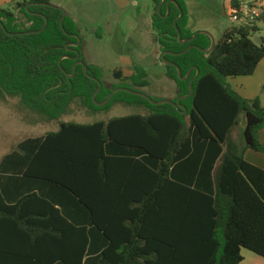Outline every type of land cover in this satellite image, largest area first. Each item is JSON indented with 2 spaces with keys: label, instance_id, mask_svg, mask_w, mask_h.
I'll use <instances>...</instances> for the list:
<instances>
[{
  "label": "trees",
  "instance_id": "obj_1",
  "mask_svg": "<svg viewBox=\"0 0 264 264\" xmlns=\"http://www.w3.org/2000/svg\"><path fill=\"white\" fill-rule=\"evenodd\" d=\"M154 3L152 26L187 113L170 104L117 88L150 86L136 66L133 87L115 85L94 95L99 84L67 46L79 35L63 12L14 1L0 8V100L19 97L28 110L56 121L76 100L101 113L115 104L138 107L144 114L114 117L91 124L60 121L57 131L28 138L0 161V263L6 264H241L242 251L264 258V170L245 160L248 150L264 155V107L259 97L236 93L227 79L252 76L264 60L251 35L264 15L249 25L227 30L212 52L211 39L190 25L186 0ZM243 0H230L239 7ZM15 10L24 14L19 21ZM46 19L49 21L44 28ZM1 23L9 33L8 35ZM24 25L26 27H24ZM196 46L180 55L189 46ZM81 52V46L76 48ZM70 58L60 61L63 57ZM81 60L83 58L81 57ZM89 75L102 72L87 65ZM73 75V77H69ZM264 92V87L262 88ZM159 101L158 99H154ZM246 118L243 146L233 138L239 118ZM3 258V259H2Z\"/></svg>",
  "mask_w": 264,
  "mask_h": 264
},
{
  "label": "rangeland",
  "instance_id": "obj_2",
  "mask_svg": "<svg viewBox=\"0 0 264 264\" xmlns=\"http://www.w3.org/2000/svg\"><path fill=\"white\" fill-rule=\"evenodd\" d=\"M14 1L22 0H0V8L15 9ZM186 3L192 21L191 28L208 31L216 42L227 30L238 26L229 16L230 0H186ZM51 4L68 12L67 16L77 25L78 36L82 41L81 57L87 65L101 70L104 86L112 88L125 84L133 87L131 80H119L115 74L121 71L125 78H129L135 67L140 66L147 72V80L150 82L149 87L140 89L141 92L158 100H174L178 97L176 83L167 76V65L162 59L163 52L159 51L156 60L153 59L151 49L140 39V34L146 28L141 17L150 11L154 12L152 1L134 0L124 11L116 9L110 0H52ZM15 13L23 27L24 14L17 10ZM258 25L260 31L253 33L251 40L260 46L264 37V23ZM154 40L155 46L160 49L156 37ZM137 51L141 55L135 53ZM227 82L240 96L255 99L263 92L259 83L264 82V69L252 77L229 78ZM144 113L141 108L122 104H115L106 112L93 113L85 108L81 100H76L64 117L48 121L25 108L19 97L0 100V161L22 141L57 131L60 121L91 124L114 117ZM245 123L246 118L241 115L239 126L233 132V138L240 146L244 143Z\"/></svg>",
  "mask_w": 264,
  "mask_h": 264
},
{
  "label": "water",
  "instance_id": "obj_3",
  "mask_svg": "<svg viewBox=\"0 0 264 264\" xmlns=\"http://www.w3.org/2000/svg\"><path fill=\"white\" fill-rule=\"evenodd\" d=\"M165 3H166V0H163L162 3H161L160 6H159V11H161V8H162V6H163ZM171 4H176V5H178V3H177L176 1L171 0V1H169L168 4H167L168 8L170 7ZM32 5L44 6V7H50V8H52V9L61 10V11L63 12V16H62V19H61V25H62V28L64 29V21H65V19H66V17H67V13L65 12L64 9H62L61 7L55 6V5H53V4H48V3H31V4L28 6V8H29L30 6H32ZM183 16H184V12H183V10L180 8V17L178 18V20L176 21V24H175L176 29H177L178 34H179V42H180L181 44H186V43H190V42L194 41L199 35H207V36H209L210 39H211V48H210L209 50H203V49H201V50H202L203 52H212V51L215 49V47H216V40H215V38L212 36V34L209 33V32L206 31V30H200V31H197V32L194 34V36H193L192 38H190V39H186V40H183V39H182V35H181V32H180V30H179V28H178V26H177V23H178V21H179ZM48 23H49V21L46 19L45 26H44V28H43L42 30H40V31H32V32H29V33H31V34H39V33H42V32L47 28ZM1 26L3 27L4 31L6 32V34L11 35V36H13V35H19V34L9 33V32L7 31V29L5 28V26H4L3 23H1ZM73 37H75V38L77 39V42H76V43H70V44L67 46V50H68L69 52H75V53H76V57L73 58V59L76 61V64H75V66H74V73H76L77 67H78L79 65H81V66L83 67V69H84V72L89 76V78L95 80V81L99 84V88H98V90L96 91V93H95V95H94V101L96 102L97 95H98V94L100 93V91L103 89V83H102L101 80H99V79H97V78H95V77L89 75V73H88V69H87V64H86L83 60H81V52H80L79 50L73 49V47H74V48H78V47H80L81 44H82V41H81V39H80V37H79L78 35H73ZM195 47H196V46H194V45L189 46L184 52L180 53V55L187 53L188 51H190L192 48H195ZM162 55H163V56H162V59H163V61L166 63V65H172V66H175V67L177 68L179 78H180L181 80H183V81L188 80V79L190 78V75H191L192 71L196 69V67H193V68L189 71V73H188L185 77H183V75H182V71H181V69H180L177 65L172 64V63H169V62L166 61V55H177V54H176V53H173V52L165 51V52H163ZM68 58H70V57L65 56V57H63V58L61 59V61H60L61 66H62V61H63L64 59H68ZM199 74H200V72H199V70H198V71H197V75L191 80V82H190V92H189V94L186 95V96H182V97H180V98L177 100V102H174L173 100H167V99H163V100L155 101L153 98H151L150 96L146 95V94L143 93V92H137V91H133V90H131V89H127V88H117V89H115V90L112 92V94L108 97V99H107L106 101H104L103 103H97V102H96V104L99 105V106H105V105H107V104L112 100V98H113L117 93H119V92H121V91H125V92H129V93H131V94H135V95L141 96V97H143V98H146L148 101H150V102H151L152 104H154V105H164V104H170V105H173L174 107L183 110L181 113L186 114V113H187V109L184 108V106L182 105L181 102H182V100L189 98V97L193 94V85H194V81L198 78ZM69 77H73V75H71V76H69Z\"/></svg>",
  "mask_w": 264,
  "mask_h": 264
},
{
  "label": "crops",
  "instance_id": "obj_4",
  "mask_svg": "<svg viewBox=\"0 0 264 264\" xmlns=\"http://www.w3.org/2000/svg\"><path fill=\"white\" fill-rule=\"evenodd\" d=\"M110 1L113 2V4H114L116 9H118L119 11H124V10H126L128 8V5L132 4V2L134 0H110ZM67 15H69L68 12H67ZM152 16H153V11L152 12L150 11L144 17H141L142 22H145V24H146V28L144 29L145 31H143L140 34V39L142 41H144L146 43V45L149 46L148 49H151V56L153 57V59L156 60V58L158 57V52L159 51L162 52V51H161V47L159 49L154 44V42H155L154 39L157 36V34L155 33V31L153 29V26H152ZM190 25L192 26V21L191 20H190ZM198 30H200V29H197V31ZM156 41H157V38H156ZM139 52L140 51H137L135 53L138 54ZM139 55H141V53H139ZM144 56L147 57L146 54ZM263 62H264V60L257 67V70L254 73V75H257L259 73V71H262L264 69V63ZM254 75H252V76H254ZM252 76H249V77H252ZM259 86H262V88H263L264 87V82H260ZM168 98L173 99L174 97H168ZM243 98L249 99V100L253 99V98L250 99L247 96H244ZM259 98H261L260 100H261L262 106L264 107V93L263 92H262V94L260 95ZM261 139L264 142V131H263V134H261ZM245 160L247 162H249L250 164H252V165L264 170V155L263 154L257 153V152L252 151V150H248L245 153ZM242 254H243L244 260L241 262V264H264V258L254 254V253H252V252H250L248 250H243ZM1 262L2 263H0V264H6L4 261H1Z\"/></svg>",
  "mask_w": 264,
  "mask_h": 264
},
{
  "label": "built area",
  "instance_id": "obj_5",
  "mask_svg": "<svg viewBox=\"0 0 264 264\" xmlns=\"http://www.w3.org/2000/svg\"><path fill=\"white\" fill-rule=\"evenodd\" d=\"M264 15V0H243L239 7L230 5V19L238 25H249Z\"/></svg>",
  "mask_w": 264,
  "mask_h": 264
},
{
  "label": "flooded vegetation",
  "instance_id": "obj_6",
  "mask_svg": "<svg viewBox=\"0 0 264 264\" xmlns=\"http://www.w3.org/2000/svg\"><path fill=\"white\" fill-rule=\"evenodd\" d=\"M29 5H30V4H29ZM29 5H28V6H29ZM28 6H27V9H29V8L31 7V6H30V7L28 8ZM73 49H76V48L73 47Z\"/></svg>",
  "mask_w": 264,
  "mask_h": 264
}]
</instances>
